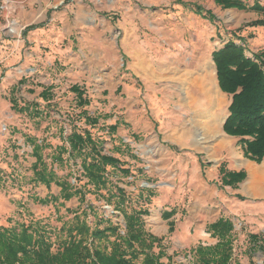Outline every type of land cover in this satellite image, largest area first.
<instances>
[{"label":"rangeland","instance_id":"rangeland-1","mask_svg":"<svg viewBox=\"0 0 264 264\" xmlns=\"http://www.w3.org/2000/svg\"><path fill=\"white\" fill-rule=\"evenodd\" d=\"M29 1L26 12L14 7V17L9 16L5 21L4 16H0L2 32L7 37L15 41L24 39L25 25L29 21H35L33 25L41 28L49 27L54 12L65 15L67 23L64 26L69 24L66 28L75 29L68 38L69 43L55 44L48 38L38 47L35 42H27L25 50L31 57L30 62L24 66L11 64L6 74H0V225L10 227L17 223L41 222L50 232L53 251H56L66 236L62 231L63 224L72 221L75 215L90 225L97 224L96 219L101 215L111 217L115 224L119 223L124 228L122 232L125 233L124 211L142 210L146 212L142 214L146 228L157 236L165 237L168 255L175 261L194 264L192 252L199 243L211 245L217 242V237L207 230L214 221L207 223L206 227L199 226V239L202 238L199 243L196 241L198 228L195 224L188 234L183 228L199 212V181L175 173L179 169V155L165 136L152 139L160 121L145 98L147 88L144 82L131 74L121 53L116 58L115 42L121 33L114 28L119 25L122 14L125 15L126 7L134 3L132 1L143 4L146 0H48L49 5L56 8L47 10L41 5V0ZM153 1L156 14L173 15L178 4H183L189 14L199 9L204 15L211 12L213 28L206 39L209 51L210 48H221L229 40L245 43L248 53L258 46L264 47V25H253L256 20H264V11H244V19L239 21L232 14L237 12L223 9L213 0H196L195 3H186L185 0ZM83 9L90 12L92 18L89 22L98 26L92 30L94 37L100 36L97 32L103 28L111 31L107 34L109 45L104 50L105 56H101L100 49L95 48L97 46L84 48L77 40L75 32L88 27L80 24L82 13L89 16ZM10 21L16 23L14 34L5 30ZM78 25L82 30L76 29ZM187 40H193L191 35ZM68 44L72 49L66 50ZM164 48L169 51L165 43ZM162 85L161 82L156 83L159 89ZM74 87L83 93L82 99L88 104L79 105L80 99ZM140 111L143 114H139ZM142 117L152 123L150 128L142 127ZM92 119L98 121L95 123ZM138 122L139 125L136 124ZM72 131L90 132L93 139L101 141L103 154L119 159L121 164L118 168L107 166L106 187L98 189L89 183L80 158L69 159L68 153H64L62 164L53 163V154L58 152V147L64 143L68 147L66 138ZM38 157L44 160L48 170L52 168L56 172L59 181L73 183V190L80 193L65 200L58 182L46 185L37 180L36 166L41 168ZM221 187L231 191V187L236 189L239 184L237 187ZM118 188L123 189L121 197L115 194ZM226 199L228 202L223 206V216L220 217L234 222L235 262L264 264V250L258 247L251 250L248 237L250 233L260 234L264 241V214L262 218L258 215L255 219L248 214V208L241 207L243 204L235 205L240 201L231 202L233 197ZM171 225L173 230L169 229ZM155 250L158 251L157 248ZM162 261L167 262L168 258L163 257Z\"/></svg>","mask_w":264,"mask_h":264},{"label":"crops","instance_id":"crops-1","mask_svg":"<svg viewBox=\"0 0 264 264\" xmlns=\"http://www.w3.org/2000/svg\"><path fill=\"white\" fill-rule=\"evenodd\" d=\"M47 1H40L46 10L56 8L54 5H49ZM243 1L247 4V9H229L237 12L232 14L234 19L239 21L244 19L242 12L252 11L251 7L256 1L264 7V0ZM132 2H134L133 6L126 5L125 15L122 14L119 25L116 29L114 28L121 33L118 42H115L118 50L116 58L121 53L122 57L127 60L131 74L144 82L147 88L145 98L153 106L154 115L160 121V126L152 135V139L156 140V138L165 136L177 149L179 155L177 161L179 169L175 170V173H179L180 177H189L199 181L200 194L197 201L199 212L194 220L191 218L185 223L183 226L185 232L190 233L195 224L198 228L196 241L201 242L199 226L206 227L207 223L223 216V206H226L228 202L227 197H233L234 200L231 202L240 201H236L235 205L243 204L241 207L246 210L248 208V214L255 219L258 215L262 218L264 214V162L248 158L239 142L240 139L229 135L224 130V123L229 115L231 95L224 92L219 85L217 69L212 56L214 50L212 48L210 51L207 50L209 44L206 43V39L213 28L210 22L211 12L207 11L204 15L202 9H199L189 14L185 11L183 4H178L173 15L156 14L153 0H146L143 4ZM185 2L195 3L196 0H185ZM29 3V0H11L9 8L4 10L0 16L3 15L4 20L7 21L6 18L14 15V7L19 10L24 9L23 11L26 12ZM83 10L86 12V9ZM85 14L89 16H84L82 13L80 24L88 25V27L83 31L75 32L77 40L84 48L97 46L95 48L100 49L101 56H105L104 50H107L109 45L107 34L111 31L109 28H103L102 31L97 32L101 35L94 37L95 33L92 30L98 26L89 22L92 18L89 11ZM20 16H23V13L22 15L20 13ZM103 18L109 19L110 17L104 16ZM50 19L51 24L44 28L33 25L35 21L27 22L24 39L18 41L7 37L2 32L0 21L1 75L7 73L12 67L11 64L24 66L30 62L31 57L25 50L27 42H35L38 47H41L44 39L47 41L48 38H51L55 44L70 42L68 38L75 28H66L69 24L64 26L67 23L65 15L54 12ZM79 25L76 29L80 27ZM79 33L82 35L80 36ZM188 35H191L193 40L188 41ZM164 43L168 45L169 51L165 50ZM70 49L72 47L68 44L66 50ZM262 49L264 47L258 46L255 50H251L256 52ZM37 52L36 57H38ZM158 82L163 83L162 89L157 88L156 83ZM162 92L163 96H161ZM139 114L143 112L140 111ZM141 121H144L143 128H150L152 123L148 119L144 120L142 117ZM136 124L139 125L140 122ZM221 167H224L225 171L244 172L246 178L239 183L238 188L231 187V191H227L221 187L220 180L223 175ZM209 185L215 188H210ZM240 195L245 200L239 199Z\"/></svg>","mask_w":264,"mask_h":264},{"label":"trees","instance_id":"trees-1","mask_svg":"<svg viewBox=\"0 0 264 264\" xmlns=\"http://www.w3.org/2000/svg\"><path fill=\"white\" fill-rule=\"evenodd\" d=\"M213 1L223 9L248 8L243 0ZM251 9L264 11V7L257 1ZM253 25H264V20H256ZM250 53L248 55L245 43L229 40L221 48L215 49L212 56L219 85L231 95L224 130L240 139L248 158L263 162L264 49L256 52L250 50ZM74 89L78 92L79 105L88 104L87 100L82 99L83 93L77 87ZM92 121L96 123L98 119ZM66 139L68 147L65 143L58 147V152L53 154V163L62 164L64 153H68L69 159L80 158L89 183L98 189L106 187L107 166L118 168L121 164L119 159L103 154L101 141L93 139L88 131H72ZM37 162L41 168L36 166L35 175L41 183L50 185L52 181L58 182L65 200L80 193L77 189L73 190V183L59 181L56 172L52 168L48 170L41 157H38ZM221 173L222 186L237 187L246 178L244 172L225 171L224 167H221ZM122 190L118 188L115 194L121 197ZM239 199L245 200L241 196ZM144 212L124 211L125 233L122 232L124 228L119 223L115 224L111 217L101 215L96 219L97 224L90 225L75 215L72 221L63 224L62 231L66 236L56 251H53L50 232L41 222L17 223L10 227L0 225V264H184L168 255L165 237L157 236L146 228L142 217ZM169 229L173 230L174 227L171 225ZM234 229V222L227 217H220L210 223L207 230L217 237V242L211 245L199 243L192 252L194 264H237L234 255ZM248 237L251 250L255 247L264 250L260 234L250 233ZM163 257H167L168 261H162Z\"/></svg>","mask_w":264,"mask_h":264},{"label":"built area","instance_id":"built-area-1","mask_svg":"<svg viewBox=\"0 0 264 264\" xmlns=\"http://www.w3.org/2000/svg\"><path fill=\"white\" fill-rule=\"evenodd\" d=\"M10 3H11V0H2L1 1V3H0V14L4 10L9 8ZM15 27H16V23L14 21H10L9 23H7V26L5 27V30L11 32L12 34H14L17 31V29ZM248 55H251V53L249 52Z\"/></svg>","mask_w":264,"mask_h":264}]
</instances>
